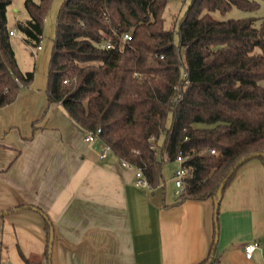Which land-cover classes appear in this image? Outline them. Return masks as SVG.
<instances>
[{
	"label": "trees",
	"instance_id": "16d2710c",
	"mask_svg": "<svg viewBox=\"0 0 264 264\" xmlns=\"http://www.w3.org/2000/svg\"><path fill=\"white\" fill-rule=\"evenodd\" d=\"M168 1L64 0L47 100L85 132L101 128L112 153L141 167L152 186L163 182L165 162L181 155L191 175L179 201L214 198L242 157L264 152V16L258 23L255 16L212 14L233 6L251 10L256 0H192L176 30L164 25ZM11 2L0 0V107L34 79L16 60ZM49 2H24L29 18L16 26L30 46L40 45ZM107 41L115 47H103ZM253 158L264 162L263 155ZM212 252L199 264H210Z\"/></svg>",
	"mask_w": 264,
	"mask_h": 264
},
{
	"label": "crops",
	"instance_id": "0c3cea01",
	"mask_svg": "<svg viewBox=\"0 0 264 264\" xmlns=\"http://www.w3.org/2000/svg\"><path fill=\"white\" fill-rule=\"evenodd\" d=\"M85 134L47 92L24 87L0 107V264H199L212 251L210 264H264L260 158L223 192L215 242L217 197L179 201L165 174L141 188L134 168L102 158V142ZM37 207L53 225L50 259L51 228ZM253 241L260 246L248 259Z\"/></svg>",
	"mask_w": 264,
	"mask_h": 264
},
{
	"label": "rangeland",
	"instance_id": "374dc122",
	"mask_svg": "<svg viewBox=\"0 0 264 264\" xmlns=\"http://www.w3.org/2000/svg\"><path fill=\"white\" fill-rule=\"evenodd\" d=\"M256 1L259 3V6L251 10L233 6L225 12L214 10L212 14L221 20L255 16L258 18L257 22L259 23L261 17L264 16V0ZM24 2L25 0H12L11 4L8 6V25L15 31V34L11 37L12 44L20 70L23 72H34V79L26 87L32 91L46 92L49 86V70L53 45L57 34L58 15L64 0H50L48 4L44 20L43 37L40 41L41 49L28 45L25 41L23 32L16 26L19 20L29 18V13ZM191 3L192 0H169L163 12L165 27H173L177 30L180 20L186 14ZM171 122L172 114H169L166 125L170 126ZM163 142L164 135L159 138V148L163 146ZM175 167L176 163L170 161H166L163 167L167 181V191L170 194H174V190L176 189L174 181L171 179L172 171Z\"/></svg>",
	"mask_w": 264,
	"mask_h": 264
},
{
	"label": "built area",
	"instance_id": "2783aa9c",
	"mask_svg": "<svg viewBox=\"0 0 264 264\" xmlns=\"http://www.w3.org/2000/svg\"><path fill=\"white\" fill-rule=\"evenodd\" d=\"M10 34L14 35L15 31L14 30H10ZM131 36L129 33L124 35V38L129 39ZM103 47H115L114 43L111 41H107L106 43L102 44ZM37 49H41V45L37 46ZM64 82H67V80H64ZM100 132H101V128L97 129L96 131H88L85 134V141L87 142H102L103 144V150L101 153V157L105 158L107 157L109 154L112 153V149L111 146L107 143H105L101 137H100ZM214 152V150H212ZM176 163V167L173 169V176L172 179L175 183L176 186V192L177 194H181L183 192L184 189V181L187 177H189L191 175V167H187L184 165L185 162V158L181 155H179L175 161ZM122 164L125 167H129V168H134L135 170V184L141 188H150L152 185L149 181V179L146 177V175L144 174V171L141 167H136L134 165H132L131 163H129L126 160H122ZM260 246V242L259 241H253L250 243H247L244 246V252H245V256L250 259L255 250Z\"/></svg>",
	"mask_w": 264,
	"mask_h": 264
},
{
	"label": "water",
	"instance_id": "95a60500",
	"mask_svg": "<svg viewBox=\"0 0 264 264\" xmlns=\"http://www.w3.org/2000/svg\"><path fill=\"white\" fill-rule=\"evenodd\" d=\"M260 155H263L264 156V152H254V153H251L245 157H242L235 165L234 167L231 169V171L229 172V174L223 179V181L220 183V186H219V189H218V194H217V198H216V201H215V216H216V240L215 242H217V239H218V225H217V214H218V209H219V204H220V201H221V198L223 196V190H224V187H225V184L226 182L228 181L229 177L231 176V174H233V172L241 165L243 164L244 162L248 161L249 159H252L253 157H256V156H260ZM1 215V213H0ZM53 240H54V229L53 227L51 228V234H50V241H49V254L51 255L52 253V248H53ZM212 256H213V252H212ZM211 260V258H210Z\"/></svg>",
	"mask_w": 264,
	"mask_h": 264
}]
</instances>
